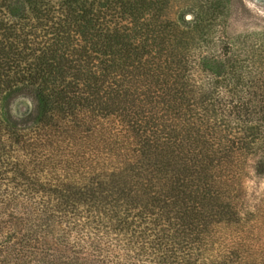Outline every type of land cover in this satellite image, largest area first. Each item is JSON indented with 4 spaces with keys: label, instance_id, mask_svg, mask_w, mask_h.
I'll return each mask as SVG.
<instances>
[{
    "label": "trees",
    "instance_id": "1",
    "mask_svg": "<svg viewBox=\"0 0 264 264\" xmlns=\"http://www.w3.org/2000/svg\"><path fill=\"white\" fill-rule=\"evenodd\" d=\"M231 2L66 1L41 21L46 0H0V210L101 264H264L245 202L264 193V45L231 41ZM106 75L142 91V121Z\"/></svg>",
    "mask_w": 264,
    "mask_h": 264
},
{
    "label": "rangeland",
    "instance_id": "2",
    "mask_svg": "<svg viewBox=\"0 0 264 264\" xmlns=\"http://www.w3.org/2000/svg\"><path fill=\"white\" fill-rule=\"evenodd\" d=\"M46 1L49 6L32 8L29 10V17H39L38 19L41 21L44 19L53 20V17H58L62 13L60 10L62 4L66 1L71 3L77 0ZM86 1L91 2L92 0ZM227 24V31L234 35L231 41L237 39V35L247 33L250 35L252 43L257 41L264 45V0H232ZM30 31V33L38 35L43 30L39 27L35 29L32 26ZM51 38L52 35H45L47 42ZM98 86L101 91L100 95L105 101H108V105L117 109L121 115H126L127 119L142 121L147 115L148 107L142 91L134 84L118 76L106 75L99 78ZM26 104L25 99L16 101L12 106L13 113L20 114L24 111ZM249 180V193L255 196L259 195L256 185H261L260 192H262L264 180L254 181L252 173ZM252 188L256 191L251 190ZM262 194L258 198H247L245 201L254 211L252 223L256 227L258 225L260 227L253 231V234L256 233L258 238L264 234V193ZM24 217L19 212L10 213L7 210H0V262L4 261L8 264H101L100 259L98 260L95 252L88 248L84 239L73 241L71 238H67L66 240L50 235L39 227L29 230ZM116 251L119 252L118 249H115L114 252L116 253ZM102 264L111 263L104 260Z\"/></svg>",
    "mask_w": 264,
    "mask_h": 264
}]
</instances>
